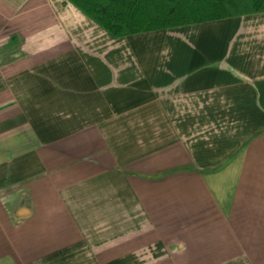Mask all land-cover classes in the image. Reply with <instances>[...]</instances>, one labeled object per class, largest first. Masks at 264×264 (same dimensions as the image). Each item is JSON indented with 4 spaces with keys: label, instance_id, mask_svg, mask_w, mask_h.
Wrapping results in <instances>:
<instances>
[{
    "label": "crops",
    "instance_id": "crops-1",
    "mask_svg": "<svg viewBox=\"0 0 264 264\" xmlns=\"http://www.w3.org/2000/svg\"><path fill=\"white\" fill-rule=\"evenodd\" d=\"M0 264H264V12L0 0Z\"/></svg>",
    "mask_w": 264,
    "mask_h": 264
},
{
    "label": "trees",
    "instance_id": "trees-1",
    "mask_svg": "<svg viewBox=\"0 0 264 264\" xmlns=\"http://www.w3.org/2000/svg\"><path fill=\"white\" fill-rule=\"evenodd\" d=\"M115 38L264 12V0H67Z\"/></svg>",
    "mask_w": 264,
    "mask_h": 264
}]
</instances>
